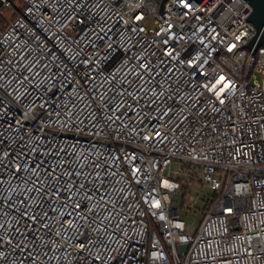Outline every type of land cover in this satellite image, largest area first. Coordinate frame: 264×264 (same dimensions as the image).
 Instances as JSON below:
<instances>
[{
	"label": "built area",
	"instance_id": "obj_1",
	"mask_svg": "<svg viewBox=\"0 0 264 264\" xmlns=\"http://www.w3.org/2000/svg\"><path fill=\"white\" fill-rule=\"evenodd\" d=\"M21 2L0 26V264H264L250 4ZM191 179L217 194L195 231Z\"/></svg>",
	"mask_w": 264,
	"mask_h": 264
},
{
	"label": "rangeland",
	"instance_id": "obj_2",
	"mask_svg": "<svg viewBox=\"0 0 264 264\" xmlns=\"http://www.w3.org/2000/svg\"><path fill=\"white\" fill-rule=\"evenodd\" d=\"M5 18L10 22L14 18V13L9 12L5 14ZM258 78L260 81L263 79L260 75ZM181 169L182 167L179 163L174 164L171 168V176L173 172L180 171ZM214 194L215 192L206 184H202L199 179L194 180L192 184H190L189 189L185 188L177 193L174 198V205L180 209L182 219L185 221L187 228L195 231L199 227L202 217L197 211L203 209L204 201Z\"/></svg>",
	"mask_w": 264,
	"mask_h": 264
},
{
	"label": "water",
	"instance_id": "obj_3",
	"mask_svg": "<svg viewBox=\"0 0 264 264\" xmlns=\"http://www.w3.org/2000/svg\"><path fill=\"white\" fill-rule=\"evenodd\" d=\"M9 0H0V10L5 5V2ZM167 0H163L161 4L160 13L163 14L164 3ZM251 8V14L246 18V21H250L253 23L257 30V34L255 37L247 44V46L251 49L252 53L255 54L256 49L264 46V0H246Z\"/></svg>",
	"mask_w": 264,
	"mask_h": 264
},
{
	"label": "trees",
	"instance_id": "obj_4",
	"mask_svg": "<svg viewBox=\"0 0 264 264\" xmlns=\"http://www.w3.org/2000/svg\"><path fill=\"white\" fill-rule=\"evenodd\" d=\"M11 3H12V6L14 8H18V6H21L22 5V2L21 0H11ZM9 12H13V9L7 5H4L3 8L0 10V26L1 28H5L8 24H9V21L6 20L5 18V14H8ZM14 13V12H13ZM14 17H15V14H14ZM194 180L191 179L188 183V185H183V189H189L190 187V184H192ZM181 190V191H182ZM217 197V194L215 193L213 196H211L209 199H206L204 201V208L203 209H200L198 210L197 212L200 213V216L203 218L209 211L210 207H211V204L213 203V201L216 199Z\"/></svg>",
	"mask_w": 264,
	"mask_h": 264
}]
</instances>
